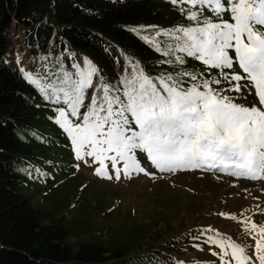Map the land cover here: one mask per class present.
Wrapping results in <instances>:
<instances>
[{"label": "snow or ice", "instance_id": "1", "mask_svg": "<svg viewBox=\"0 0 264 264\" xmlns=\"http://www.w3.org/2000/svg\"><path fill=\"white\" fill-rule=\"evenodd\" d=\"M168 2L188 25L129 31L173 71L147 74L128 59L117 79L108 81L84 58L68 68L58 60L55 70L44 64V74L23 67L20 72L56 106L54 122L70 140L75 161L96 165L100 179L131 180L134 174L155 179L140 153L159 173L201 170L264 181V0ZM150 30L151 36L141 34ZM188 58L204 71L187 70ZM242 90L254 95L251 106L237 102ZM74 167L78 171L80 163ZM241 223L255 241L251 253L231 237L204 229L213 233L206 243L220 249L212 255L221 264H264V226L250 217Z\"/></svg>", "mask_w": 264, "mask_h": 264}, {"label": "trees", "instance_id": "2", "mask_svg": "<svg viewBox=\"0 0 264 264\" xmlns=\"http://www.w3.org/2000/svg\"><path fill=\"white\" fill-rule=\"evenodd\" d=\"M13 18L24 28L23 44L32 56L58 55L68 68L75 63L69 53L81 51L108 81L117 79L128 59L147 74L173 71L129 29L189 24L168 0H0V264H179L174 254H185V246L168 244V230L152 233L156 227L150 225L89 234L90 221L74 225L33 204L29 184L56 185L66 149L54 122L56 106L4 61ZM141 34L151 36L154 30ZM185 67L204 71L191 58ZM237 102L251 106L255 98L242 90ZM138 159L152 167L143 154ZM51 160L58 164L50 165ZM63 172V177L71 175Z\"/></svg>", "mask_w": 264, "mask_h": 264}, {"label": "rangeland", "instance_id": "3", "mask_svg": "<svg viewBox=\"0 0 264 264\" xmlns=\"http://www.w3.org/2000/svg\"><path fill=\"white\" fill-rule=\"evenodd\" d=\"M18 31L20 50L14 52L9 46L4 61L22 76L21 67L35 75L37 71L45 73L44 64L52 70L58 60L64 64L58 55L48 57L44 62L32 56L22 44L24 28L19 26ZM69 56L75 59V63H82L84 58L94 62L81 51H72ZM38 96L43 98L39 91ZM58 131L60 144L66 149L65 160L57 167L61 170L57 175L59 181L56 185L29 184L31 188L27 195L32 197L35 206L54 212L57 218L64 216L74 225L81 226L90 221L94 227L89 234L99 233L102 229L107 233L110 229L113 232L125 229L127 232L133 227L150 225L156 227L152 233L168 230L171 236L168 234L167 243L175 241L174 244L186 248H180L185 254H174L178 256L179 264H221L220 257L212 255L220 249L206 243L207 236L213 233L203 230L209 228L231 237L251 253L250 246L255 241L244 230L241 221L250 217L252 222L264 226V181L198 170L159 173L149 166L143 167L155 173V179L134 174L131 180L108 181L94 175L96 165L89 167L75 161L70 140L59 126ZM48 163L58 164L55 160ZM76 163H80L78 171L74 167ZM65 170L71 175L63 177Z\"/></svg>", "mask_w": 264, "mask_h": 264}, {"label": "built area", "instance_id": "4", "mask_svg": "<svg viewBox=\"0 0 264 264\" xmlns=\"http://www.w3.org/2000/svg\"><path fill=\"white\" fill-rule=\"evenodd\" d=\"M18 27H19L18 23L13 18L12 24L10 26L9 33H8V40H9V44H10V46H12L14 52L20 50L19 41H20L21 35L19 34Z\"/></svg>", "mask_w": 264, "mask_h": 264}]
</instances>
